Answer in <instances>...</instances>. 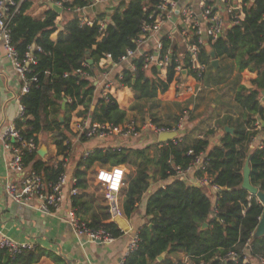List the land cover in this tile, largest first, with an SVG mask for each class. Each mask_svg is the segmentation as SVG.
Segmentation results:
<instances>
[{
	"label": "trees",
	"instance_id": "16d2710c",
	"mask_svg": "<svg viewBox=\"0 0 264 264\" xmlns=\"http://www.w3.org/2000/svg\"><path fill=\"white\" fill-rule=\"evenodd\" d=\"M51 1L60 2L64 14H69L73 7L90 4L88 0ZM215 1L207 0L206 4L213 5ZM229 1L232 0L227 3ZM237 3L238 8L227 14V18L231 23L233 15H239V20L227 26L216 40L199 47L198 60L205 65L201 78L191 68L188 54L180 60L185 75L175 70L177 46L167 38H163V48L171 47L173 56L164 78L158 77L155 66L150 67L149 75L146 74L141 69L140 59L133 61L134 73L123 70L120 79L117 76L119 87L133 91L130 109L142 111L143 101L153 99L188 98V105L179 115L172 116V123L160 122L154 113L148 115L154 126L167 130H177L184 113L192 115L199 108L197 96L178 95L180 87L183 89L201 81L204 89L209 90L229 82L238 111L236 116L227 113L215 121V126L222 129L217 144L208 148V137L213 130L202 138H193L187 131L180 139L175 137L142 148L97 147L78 161L73 184L78 193L71 199L76 215L89 227L101 228L114 238L121 236L123 231L111 221L108 206L88 192V172L94 166H126L122 207L126 217L135 212L142 195L153 183L168 181L148 196L146 221L138 230L137 248L127 254L121 264H185L181 258H172L178 252L186 256L189 264H264L259 261V257H264V235L253 236L264 207L255 196L241 188L242 171L247 163L250 183L264 192V105L260 103L264 90V0H239ZM156 4L158 0H123L107 20L101 16L102 26L98 20L86 24L81 23L78 16L65 14L62 26L57 29L56 20L61 14L48 8L42 19L32 17L27 14L29 0H21L9 28L11 44L19 60L27 62L25 76L31 81L27 93L20 97L25 119L16 122V127L22 135L37 143L39 133L53 132L57 154L67 156L70 148L68 118L70 112L79 107L82 110L78 109L77 115L88 116L90 123L125 124L128 121L126 111L110 95L97 97L90 109L95 90L90 78L95 76V70L98 72L97 64L105 55L118 62L127 49L135 48L141 27L153 22L149 14ZM56 30V41H53L50 36ZM27 53L32 60H28ZM213 58L218 60L215 69L211 65ZM227 60L229 62H225ZM78 69L86 77L76 74ZM243 71L255 74L250 88L241 83ZM63 100L65 116L60 123L57 115ZM191 117L188 121L194 119ZM257 125L260 128L257 129ZM224 126L231 127L232 133L225 132ZM80 137L86 140L84 134ZM256 137H261V144L251 148ZM201 155H204L203 167L195 171V176L206 178L210 185L218 188L214 204L202 186L176 178L179 170L191 167ZM23 162L47 182L55 181L63 171L62 161L42 162L37 150L24 152ZM245 246L249 262H244L241 256ZM34 249L14 256L0 249V260L7 264H31L39 258ZM230 251L239 257L236 260L227 258ZM162 253L164 257L157 260Z\"/></svg>",
	"mask_w": 264,
	"mask_h": 264
},
{
	"label": "built area",
	"instance_id": "2783aa9c",
	"mask_svg": "<svg viewBox=\"0 0 264 264\" xmlns=\"http://www.w3.org/2000/svg\"><path fill=\"white\" fill-rule=\"evenodd\" d=\"M20 1L21 0L18 2L15 0H0V41L14 71L22 80V86L19 93L22 96L27 93L31 81L25 76L27 62L19 60L17 52L11 44L9 28L11 19L14 13L18 10ZM88 1L90 4L87 6L97 4L99 2H107L109 0ZM51 2L55 3L57 6L61 5L60 2ZM198 2L201 7L200 13L193 8V5L189 3L188 0H158V4L153 7L151 13L149 14V18H151L153 22L152 24H144L141 27L142 33L135 41V48L127 49L119 58L118 62H113L108 54L99 60L97 66L99 65L104 71L101 72L98 78L95 76L90 79H93V84L102 90L103 94L101 96H104L105 98H107L108 95L112 96L111 90L115 87H119L117 76L118 79H120L123 70H130L134 73L135 67L133 65V61L137 59L142 61L141 69L144 72L149 70L150 67L155 66L158 70V77H165L167 65L173 54L171 47L164 50L162 41L163 38H167L172 44L178 46L173 39L174 34L179 32L180 27L173 24L169 28H164L163 24L165 21L175 17L178 18L184 27L183 30L179 32L180 42L182 43L184 40V51L180 52V55L176 54L177 65L175 70L178 73L185 70L180 60H182L185 54H188L191 59V68L196 72L197 77L201 78L205 70V65L201 64L198 60L199 47L205 46L207 45V42H213L220 37L225 32L227 26L231 23H236L239 20V15H233L232 22L229 23V20L227 19L226 23L225 16L227 17V14H232V12L238 8V4L230 2L227 3V0H216L213 5L206 4L207 0H199ZM84 8L85 7H73L72 12L79 14ZM80 22L92 24L93 21L80 20ZM26 56L28 57V60H32L29 53H27ZM104 60L110 61V67H121L122 70L120 73L116 76H112L107 70L108 67L101 64ZM76 74L83 76L86 75L80 69L76 70ZM180 89L181 90L178 95L185 93L196 97L198 93L204 89V86L201 81H197L194 85L187 86L183 89L180 87ZM24 119L25 107L20 102L15 120L7 125L0 133L3 151L10 154L9 159L5 160L6 171L9 173H16L20 171L24 172L21 180L16 182L7 179L4 182L3 192L5 197L21 206H29L34 200H37L39 202L37 210L44 214L56 213L65 202H68L64 220L70 225L77 238L98 243L110 242L114 240L115 238L105 230L101 228L96 229L89 227L85 221L81 220L76 215V210L71 203L72 197L78 193V189L73 186L76 182L74 177L69 178L63 169V171L56 176L55 181L47 182L43 176L35 170L31 168L26 169L23 162L24 152L35 151L38 146L33 138H25L16 127V122ZM147 125L151 127L156 134L174 131L177 133L175 137L180 139L182 136L179 131V128L182 126L181 121L178 124L177 130H167L164 127L154 126L149 119H147ZM133 130L132 122L131 124L128 123L111 126L109 124L81 121V123L77 125L78 135L81 136L84 134L86 139H105L112 135L127 136L131 134ZM68 153L69 150L67 151V154ZM86 154L87 153H85V155ZM67 156H62V166H64ZM203 158L204 155L199 156L192 165L195 166V171L203 167ZM189 169L190 167H188L186 171ZM124 176L125 171H123L120 166L111 168L104 167L96 171V180L99 185L106 188L108 192L106 194L107 198H111V194H113V192H118L124 185ZM176 178H184V170H179L176 174ZM201 184L208 185L209 182L206 178H197V185L200 186ZM211 186L218 191L216 186ZM138 242V231H136L132 234L127 244L124 257L137 248ZM246 246L248 247L247 244ZM246 246L244 247L241 256L244 262H249L250 259L246 253ZM32 248V244L18 243L8 236L0 233V249L5 250L10 256H14L24 250ZM226 256L232 260H236V258L239 257V255L234 251L228 252ZM259 261L264 263V257H259Z\"/></svg>",
	"mask_w": 264,
	"mask_h": 264
},
{
	"label": "crops",
	"instance_id": "0c3cea01",
	"mask_svg": "<svg viewBox=\"0 0 264 264\" xmlns=\"http://www.w3.org/2000/svg\"><path fill=\"white\" fill-rule=\"evenodd\" d=\"M123 0H109L107 2H99L85 7L77 16L80 20L95 21L100 25L103 24L101 16L104 15L106 20L109 17L110 12L115 9L119 3ZM189 3L193 5V8L200 13L201 7L199 0H188ZM30 6L27 10V14L42 19L44 12L50 8V0H29ZM233 4H238L239 0L229 1ZM70 15L74 16V12H68ZM56 20L57 29L62 26V22L65 18L64 13ZM68 16V15H67ZM227 17L225 16V21L227 23ZM173 24L180 27L179 32L183 30L182 23L178 18H171L165 21L163 24L164 28H169ZM228 25V24H227ZM179 32L174 34V42L179 39ZM163 33V32H162ZM57 30L50 36L51 40L56 41ZM206 46V45H205ZM184 51V40L182 43L179 41L177 46V54ZM180 55V54H179ZM212 61V60H211ZM218 61V60H217ZM103 66L108 67L107 70L112 76H116L122 70L121 67H110V61L104 60L101 62ZM99 70L96 72L95 76H100L101 72L104 71L99 65L97 66ZM101 69V70H100ZM149 75V71H145ZM242 80L241 83L247 88L251 87V79L255 77L254 73L248 71H243L241 73ZM94 76V77H95ZM164 78V77H163ZM93 82L94 80L91 79ZM94 85V84H93ZM22 86L21 78L14 71L12 64L8 57L4 47L0 41V133L2 130L12 123L17 115L18 105L20 103L21 95L20 90ZM95 86V85H94ZM202 91V90H201ZM200 91V92H201ZM199 92V93H200ZM198 93V95H199ZM102 90L95 86L93 104L90 109H93L94 101L97 97L101 96ZM112 97L118 102L121 109L125 110L127 107L133 104V91L128 87H118L111 90ZM260 103L264 105V94L261 93ZM188 99V98H187ZM120 102L123 103L120 104ZM212 114L209 116L211 122L219 119L222 113L219 112V108L215 109V104L211 105ZM191 108V106L189 107ZM82 110L81 107L78 108ZM76 111H72L69 114L70 122L68 120L69 143L70 149L68 156L64 162V172L69 178L74 177V170L81 158H84L85 153H89L94 148H142L146 145H150L158 141V134H156L151 127L147 125V119L144 118L143 126L141 129L140 123L135 119L128 120L125 124H133V132L127 136L112 135L105 139H86L81 140L77 132V125L81 121L90 122L89 117L78 116ZM68 114V113H66ZM65 116L64 111L57 115ZM67 118V116L65 117ZM128 118V117H127ZM67 120V119H66ZM150 120V119H149ZM185 118L181 120L182 126L179 128L181 135L185 132H189L191 137L202 138L203 133L197 128L198 120H190L185 122ZM207 120V118L205 119ZM203 121V120H202ZM142 124V123H141ZM201 125V123H198ZM196 126V127H195ZM200 127V126H199ZM225 127V126H224ZM193 131V133H192ZM222 135L219 134L217 141H213V137L209 140V146L217 144ZM212 141L214 143H212ZM164 142V141H163ZM257 143V142H256ZM261 144V143H260ZM260 144L253 143L251 148L260 146ZM37 150L41 149L43 155H39V159L42 162H48L50 164H55L62 161V155L57 154V149L54 144V133L53 132H41L37 135ZM10 154L3 151L2 141L0 137V233L8 236L9 238L15 240L18 243L32 244L35 247L34 251L39 255V258L31 264H120L124 259V253L126 251L127 244L136 231L139 230L140 226L146 221L145 206L148 196L158 187L163 186L168 181L155 182L150 188L142 195L141 200L137 206L135 212L130 216L126 217L123 214V200H124V187H121L118 192H113L111 198H107L108 193L104 186L98 184L96 180V171L100 168L99 166H94L93 170L88 172V192L93 193L99 201L107 205L111 215V221L115 222L118 227L123 231V234L118 238L110 242H90L85 239L77 238L70 225L64 220L68 202H65L60 210L56 213L44 214L37 210L39 202L34 200L29 206L18 205L8 198L5 197L3 192V184L7 179L12 181H19L23 178V171L16 173H9L5 169V160L9 159ZM63 165V163H62ZM26 169H30V165H25ZM120 167L125 171H128L126 166L120 165ZM32 169V168H31ZM186 183L191 185H197V177L195 176V166L190 167L189 170H184V178H182ZM96 186L101 192V197L99 198L94 192L93 187ZM202 185V184H201ZM200 185V186H201ZM205 191L209 194L212 204H214L217 190H215L211 185H202ZM91 188V190H90ZM165 255V253H164ZM164 257V256H163ZM174 259L181 258L185 264H189L186 256L178 252L177 256L172 257ZM0 264H7L0 260Z\"/></svg>",
	"mask_w": 264,
	"mask_h": 264
},
{
	"label": "rangeland",
	"instance_id": "374dc122",
	"mask_svg": "<svg viewBox=\"0 0 264 264\" xmlns=\"http://www.w3.org/2000/svg\"><path fill=\"white\" fill-rule=\"evenodd\" d=\"M65 14L70 16V14H67V13ZM178 40L180 41V38L175 41H178ZM179 41L177 42V44L179 43ZM225 62H229V61L227 60ZM234 74H235V70H233L232 76H234ZM241 80H242V75H241ZM197 99L199 102V108L195 110L192 113V115H189L188 113H184V118L187 119L185 120V122L189 120V116H192L191 118H194L193 120H198V123H201V125H198L197 123L196 126L198 129L201 130V133H203V136L206 135V133L209 130H213V133H211L208 139L213 137V141H217L219 138V134L222 135V129L219 127H216L214 121L211 122V119L209 120V116L210 114H212L210 105L214 103L215 109L219 108V112L222 113L221 117H223L227 113L232 114L233 116H236L235 112L238 111L232 99V93L229 89V82H225L223 84L213 86L209 90L203 89L199 93V95H197ZM187 100H188L187 98H184V99H153V100L143 101L142 104L144 106V109L142 111L138 109H130V105H129L126 109V115L128 117L127 120H130L132 118L133 119L137 118L136 121L140 123V126H142L141 129H142L144 128L143 126H146V125H143L144 118H149V116H151L150 114L154 113L155 117L158 118L160 122L172 123V120H173L172 116L179 115L181 113L182 109L185 108L186 105H188ZM120 104L123 105L122 102H120ZM206 118L207 120H205ZM69 122H70V119H69ZM258 128H260V126H257V129ZM260 138L259 137L254 138L253 143L260 144ZM213 141L212 143H214ZM92 187L94 188L93 192L99 198H102L99 188L94 185Z\"/></svg>",
	"mask_w": 264,
	"mask_h": 264
},
{
	"label": "water",
	"instance_id": "95a60500",
	"mask_svg": "<svg viewBox=\"0 0 264 264\" xmlns=\"http://www.w3.org/2000/svg\"><path fill=\"white\" fill-rule=\"evenodd\" d=\"M50 8H52L53 10H55L58 14H60L62 12V8L60 6H57L55 3H50ZM77 14L74 13V17H76ZM211 57H213V52L210 53ZM89 64H92V61L89 60L88 61ZM211 65L213 67V69H215L218 65V61L217 59H212L211 61ZM182 75H185L186 71L185 70H182ZM262 94H264V90L261 92ZM64 106H65V100L62 101L61 103V109L63 110L64 109ZM62 115H59L58 119H59V122L61 123L62 122ZM264 123V122H263ZM224 131L225 132H228V133H232V128L231 127H228V126H225L224 127ZM177 135L176 132L174 131H171V132H164V133H161V134H158V141L159 142H163V141H167L173 137H175ZM37 153L39 155H43V151L41 149L37 150ZM242 175H243V179H242V183H241V188L245 189L250 195H253L255 196L258 201L263 205L264 207V192L260 191L257 187H255L254 185H252L250 183V180H249V167H248V164L245 163L244 165V168H243V171H242ZM207 224L204 223L203 224V227H205ZM260 235H264V209H263V212L261 214V217L259 218V223L255 229V232L253 233V236H260ZM164 256V253L160 254L158 257H157V260H160L162 259Z\"/></svg>",
	"mask_w": 264,
	"mask_h": 264
}]
</instances>
